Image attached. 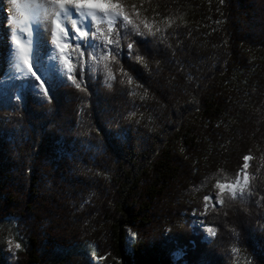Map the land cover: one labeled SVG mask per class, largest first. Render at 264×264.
<instances>
[{
    "label": "trees",
    "instance_id": "trees-1",
    "mask_svg": "<svg viewBox=\"0 0 264 264\" xmlns=\"http://www.w3.org/2000/svg\"><path fill=\"white\" fill-rule=\"evenodd\" d=\"M113 2L112 25L67 43L80 88L65 61L0 83V221L28 242L14 264H73L85 243L98 261L79 264H264V0Z\"/></svg>",
    "mask_w": 264,
    "mask_h": 264
},
{
    "label": "rangeland",
    "instance_id": "rangeland-1",
    "mask_svg": "<svg viewBox=\"0 0 264 264\" xmlns=\"http://www.w3.org/2000/svg\"><path fill=\"white\" fill-rule=\"evenodd\" d=\"M115 10H110L109 12H100L98 9L93 8L92 13H88L87 16L89 17V21L81 28V32H87L88 35H91L95 31V26L99 21H106L110 25L113 24L114 20L116 19L119 14H117ZM33 31L30 33V46L31 51L30 55V62L32 63L34 70L36 71L37 75L40 76V79L43 80L45 77V73L50 70L53 66H59L61 62H64V57H68L67 48L65 49V54L58 53L55 50L48 52L45 49V45L43 44V38L40 34L38 24L35 21H32ZM63 28L67 32V35L61 33V43L67 44L68 41H81V40H74L72 38V33L70 30V26L67 24L63 25ZM79 36V35H77ZM42 42L44 46L38 47V45ZM55 56L56 59H52ZM24 73H27L25 75ZM31 75V71L23 70L21 72L18 68L10 70L8 73L4 75L0 74V83L6 82L8 79L14 76H29ZM244 179L240 177L234 183H223L225 185L224 190H229L233 193V190L239 192L242 187L244 186ZM221 189L216 187L212 194L205 200V209L210 207L213 204H219L218 195L220 194ZM203 214L200 213L194 218L193 225L195 227L203 228ZM207 233V230L206 232ZM131 239H133V235L130 234ZM9 240L12 241V244H9ZM15 243H20L21 248H15ZM28 242L26 237L21 232L20 228L18 227V223L16 220H5L0 221V264H14L16 259V255L18 251L23 250L27 247ZM65 257L68 258L71 263L79 264L85 261H92L97 262L98 257L96 255L95 245L92 243H85L77 246L74 249L68 250L65 253ZM184 262L181 260L180 264Z\"/></svg>",
    "mask_w": 264,
    "mask_h": 264
},
{
    "label": "bare ground",
    "instance_id": "bare-ground-1",
    "mask_svg": "<svg viewBox=\"0 0 264 264\" xmlns=\"http://www.w3.org/2000/svg\"><path fill=\"white\" fill-rule=\"evenodd\" d=\"M20 5L17 8L16 4L12 3V0H0V74L4 75L10 70L17 68L20 65L23 70H28L27 65L23 64V60L20 54V45L16 44V39L20 40V44L27 50L28 58L30 61V38L29 35L33 31L32 21L38 24L40 34L43 38V44L45 49L50 52L52 50L61 53L56 43V35L58 30L56 29V23L59 22L63 28L64 24L70 26L71 32H76V29L81 28L89 21L87 14L92 13L93 8H83L76 10L77 14H69L65 16L62 10L58 6L51 5L49 0H17ZM71 8V6H68ZM53 8L56 11H60L59 17H56L53 12ZM21 12L24 15H21ZM34 13H38L36 16ZM72 20L76 21V24L71 23ZM76 35H79L77 32ZM61 43V33H60ZM42 42L38 47L44 46ZM65 50L62 54H65ZM34 67H32V70Z\"/></svg>",
    "mask_w": 264,
    "mask_h": 264
},
{
    "label": "snow or ice",
    "instance_id": "snow-or-ice-1",
    "mask_svg": "<svg viewBox=\"0 0 264 264\" xmlns=\"http://www.w3.org/2000/svg\"><path fill=\"white\" fill-rule=\"evenodd\" d=\"M221 2H223V0H221ZM13 4L17 5V8L20 7V5L18 4L17 0H12ZM49 3L51 5L54 6H58L60 10L63 11V13L65 14V16H68L70 13L71 14H77L76 10L79 9H83V8H95L98 9L100 12H109L110 10L113 9H119L120 5L116 4L113 2V0H49ZM68 6H71V8H69ZM53 12L55 13L56 17H59L61 12L60 11H56L55 8H53ZM119 14V13H117ZM21 15L23 16L24 13L21 12ZM34 15L38 16V13H34ZM124 20H128V17L125 15L123 17ZM71 23L73 25L76 24L75 20H72ZM129 23H131V21H129ZM145 27H149L150 25L145 24ZM139 26H136V30H138ZM56 29L58 30V33L56 35V43H57V47L59 48L60 52L63 53L64 50L69 47L68 44H64V43H60V33H63L64 35H67V32L65 31L64 28H62L61 24L59 22L56 23ZM159 31V29H157ZM79 33V36L76 35V33ZM88 33L87 32H81L79 28L76 29V32L72 33V38L74 40H83V42L86 44L88 43V41L86 39H83L85 37H87ZM31 43V41H29ZM109 43H112L111 40H109ZM16 44L20 45V54L23 60V64L27 65L28 70L31 71L32 70V63L29 61L28 58V54H27V50L25 49V47L23 45L20 44V40L16 39ZM77 47H79V45H77ZM119 43L117 42L116 48L113 49V52L115 53V55H121V52L119 50ZM133 47L132 43H128L127 44V49L128 51V55L132 56V52L131 49ZM137 59H143L142 57H139L138 55L135 57ZM52 59H56L55 56L52 57ZM65 63L68 65L67 67V73H69V75H67V80L71 81L72 84H74V86L76 88H80V83L77 82V79L75 76L70 75V73H72L74 71L73 66L70 62V60L68 59L67 56L64 57ZM79 63V61H78ZM107 67V66H106ZM17 68L23 72V68L20 65H17ZM25 75H27V73H24ZM31 75L33 77H35V79L37 81H40V76L37 75L36 71H31ZM111 73L109 72V79H111ZM41 84H43V81H40ZM109 87H111V84H108ZM37 88L39 89V85H37ZM50 88V85H49ZM49 88H44L43 92L41 93L42 96L47 97L48 94V90ZM134 114V113H133ZM252 157L251 156H246L245 160H251ZM244 167H247V164L244 165ZM248 183V179L247 177H245L244 179V185L246 186ZM217 187H219L221 189V192H223L225 185L224 184H218ZM243 192V189H241V193ZM233 196L235 195V191L233 190ZM207 199V197H206ZM221 204H223V200L219 201ZM207 233H209L211 236H215V231L212 227H208L207 228ZM9 244H12V241L9 240ZM15 248L19 249L21 248V244L20 243H15ZM233 251H238L237 249H233Z\"/></svg>",
    "mask_w": 264,
    "mask_h": 264
}]
</instances>
